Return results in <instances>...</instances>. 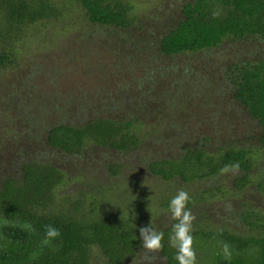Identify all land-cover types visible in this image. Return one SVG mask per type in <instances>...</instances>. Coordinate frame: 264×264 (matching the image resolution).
I'll return each instance as SVG.
<instances>
[{"label": "trees", "instance_id": "trees-1", "mask_svg": "<svg viewBox=\"0 0 264 264\" xmlns=\"http://www.w3.org/2000/svg\"><path fill=\"white\" fill-rule=\"evenodd\" d=\"M71 1L81 9L84 22L110 33L106 55L111 68L98 66L93 70L86 65L85 75L102 74L105 81L93 78L98 85L87 89L88 96L58 100L37 93L42 89L33 77L41 73L42 66L28 64L27 72L15 69L16 52L21 49H14V41L40 22L56 20L59 31L71 28L78 34L85 33L81 32L82 25L69 26L60 1L0 0V72L11 71L9 82L0 79V110L11 112L6 123L10 124H4L0 138V146L11 144V152L0 147V264H91V247H97L106 264H129L132 259L134 264H144L148 258L141 252L140 223L134 224L122 215L103 217L96 209L84 211L80 200L72 202L66 211L56 204L55 190L64 178L57 157L78 155L87 143L123 152L136 148L141 141L136 126L157 116L154 89L164 73L170 70L173 79L191 83L197 71L199 82L204 84L212 70L206 65L208 50L223 44L231 47L237 43L241 47V43L245 46L249 41L264 39V0H187L170 28L162 33L144 31L140 36L132 31L141 32L142 27L135 26L129 0ZM216 11L220 14L214 18ZM34 30L41 32L39 27ZM200 52L204 54L198 56L199 61L193 57V65L191 60L185 62V54ZM256 54L228 55L227 62L216 58L219 63L212 67L221 75L218 86H226V96L255 121L264 147V52ZM165 57H173L179 64H165ZM159 60L165 66L158 68ZM186 77L190 79H183ZM108 81L118 86L114 100L106 91ZM48 84L50 89V81ZM128 87L142 97L129 94ZM163 103V109L175 105V101ZM203 141L193 149L178 146L171 159L151 160L150 172L164 180L177 176L188 182L238 163L242 174L237 181L244 184L251 167L250 151L231 140L209 151ZM261 183H257L258 190H264ZM250 217L255 220H248ZM242 220H248L249 227H259L257 233H196L217 239L206 245L211 254L207 264H264V223L257 224L253 213L243 215ZM26 223L31 230L24 227ZM173 223L155 229L164 233V246L156 253L159 258L154 264H178L176 249L169 246ZM46 225H53L61 233L48 246L42 244ZM225 242L231 248V260L224 259L221 248ZM33 253L37 254L35 258Z\"/></svg>", "mask_w": 264, "mask_h": 264}, {"label": "rangeland", "instance_id": "rangeland-1", "mask_svg": "<svg viewBox=\"0 0 264 264\" xmlns=\"http://www.w3.org/2000/svg\"><path fill=\"white\" fill-rule=\"evenodd\" d=\"M56 1L61 2L62 16L64 20L71 22L69 26L76 27L81 24V32L85 33L78 34L71 28L59 31V23L56 20L40 22L39 25L31 27L32 29L28 28L20 40L14 41V49H21L16 52L18 58L15 69L27 72L28 64L42 66L41 73L33 77L34 82L40 86V90L42 89L37 91L40 95L46 94L58 100L69 96H88L87 89L98 85V80L93 78L105 81L106 77L102 74L97 77L94 73L87 76L83 71L84 67L88 65L93 70L98 69V66L103 69L111 68L106 55V47L111 37L107 34L110 33L102 31V27L98 25L84 22L81 9L71 0ZM129 1L132 4L134 20L137 21L135 26L142 27L141 32L132 31L140 36L144 31L162 33L170 28L180 15L181 4L187 0ZM37 27L41 32L34 30ZM230 45L231 47L223 44L207 51L210 58L206 65L211 66L212 70L204 84L199 82L201 75H197V71L192 74L195 79L191 78L190 84L184 83L185 80L173 79L171 73L169 74L170 70L164 73L161 82L157 83L154 89L157 96V116L136 126L141 138L136 148L123 152L87 143L78 155L57 157L64 178L55 190L56 204L64 207L66 211L72 202L80 200L84 211L96 209L100 215L110 219L122 215L131 219L134 224L140 223L139 228L149 225L154 229H162L172 221L168 212L170 200L183 189L190 196L188 208L196 218L192 225V236L197 264H207L211 254L206 245L217 242V239L204 238L196 233L209 234L220 230L242 236L257 233L259 227L247 225L248 220L255 219L250 217L245 223L242 217L253 213L259 220L257 224L264 223V190L257 188L258 182L264 185V147L259 140L260 130L255 121L247 117L232 98L227 97V87L218 86L222 81L221 75L214 71L212 65L219 63L216 58L227 62L228 57L234 54H262L264 39L249 41L245 46L241 43V47L237 43ZM204 52L185 54L184 60L186 63L191 60L193 65V57L198 59ZM175 61L173 57H165L164 60L165 64H179H175ZM3 63L7 62L4 60ZM2 65L0 64V67ZM162 66L165 65L160 60L157 61V67ZM8 72L11 71L0 72V79L4 82H9ZM117 75L120 76L119 73ZM48 81L52 85L50 89ZM107 83L106 91L111 100H114L118 86L114 82ZM128 90L134 97H142L129 87ZM163 101L170 104L175 101V105L163 109ZM10 115L11 112L0 110V138L3 137V126L8 122ZM202 138L206 140L203 141ZM229 140L234 141V145L250 151L251 167L244 184L240 185L237 181L241 172L221 174L220 170L212 176L183 182L177 176L164 180L154 176L148 168L151 160L171 159L178 146L193 149L203 141L210 151ZM0 147L9 150L11 144L5 143ZM218 247L221 248L220 245ZM141 252L145 254L144 258H148L142 263H158L159 256L156 253L146 254L143 248ZM90 254L91 264H106L97 247H91ZM134 262L132 259L129 264Z\"/></svg>", "mask_w": 264, "mask_h": 264}, {"label": "clouds", "instance_id": "clouds-1", "mask_svg": "<svg viewBox=\"0 0 264 264\" xmlns=\"http://www.w3.org/2000/svg\"><path fill=\"white\" fill-rule=\"evenodd\" d=\"M219 11L213 13V17L219 16ZM232 172L236 174L239 172V164L226 165L221 169V174ZM190 196L187 191L180 189L176 195L170 200L168 212L170 219L175 221L172 224L171 234L169 236V246L176 249V256L174 257L178 264H197V254L193 247L194 239L192 236V225L196 219L191 209L188 208ZM7 223V221H5ZM28 230H31L30 224H25ZM60 230L53 225L45 226V237L42 244L48 246L51 241L60 236ZM138 238L141 241V246L146 254L158 253L163 249L164 233L157 231L154 228L142 226L138 230ZM222 252L224 259H232V251L230 246L225 242L222 243ZM33 253V257H36Z\"/></svg>", "mask_w": 264, "mask_h": 264}]
</instances>
